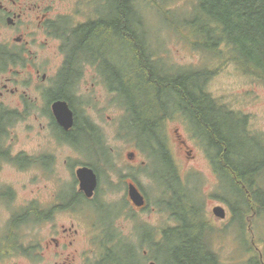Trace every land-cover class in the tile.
I'll use <instances>...</instances> for the list:
<instances>
[{
    "label": "flooded vegetation",
    "instance_id": "af4514ba",
    "mask_svg": "<svg viewBox=\"0 0 264 264\" xmlns=\"http://www.w3.org/2000/svg\"><path fill=\"white\" fill-rule=\"evenodd\" d=\"M65 1L0 0V209L16 213L0 238V264H23L15 254L18 247L15 229L25 221L27 233L31 234L26 244L30 264H146L149 260H153L150 264H161L157 253L166 244L179 246L196 240L202 248H209L207 224L198 222L195 227L197 224L185 219L175 207L162 210L156 206L167 213L170 222L166 225L158 226L145 218L151 208L146 193L136 183L147 200L144 205H136L130 197L133 182L122 169L120 173L107 171L113 168L114 153L101 126L102 115L94 113L93 102L99 97L78 92L85 79H90L92 86H100L106 107L121 111L119 136L130 138L128 129L134 125L126 118L128 115L130 118V111L134 110L135 114L136 110L132 104H126L129 95L123 92L120 83L127 72L125 66H129V56L124 58L121 52L126 47L129 55L131 33L138 42L135 47L144 55L146 49L154 50L153 42L147 32H131L129 15L122 16V21L115 25L111 12L113 0L75 2L74 21L61 12ZM177 67L166 60L153 63L147 71L156 81L182 82L191 90L192 69ZM178 77L181 81H177ZM167 84L165 87L172 91ZM189 90L185 89L182 95L188 96ZM170 97L179 100L172 94ZM179 107L180 104L174 106ZM67 109L71 112L70 125L64 120ZM19 121L27 125L26 149L16 144L20 141L18 137L14 138L16 128H20ZM181 129L195 148L187 144L179 133ZM150 130L163 133L171 156L163 178L166 190L172 186L181 190L188 187V181L179 172L181 160L192 170L195 163L204 161L215 178H226L225 149L220 152L212 139L210 143L204 142L192 122L181 113L153 125ZM133 139L130 142L141 148ZM211 148L214 151L217 148L213 155L208 151ZM127 157L136 164V153ZM145 159L149 164L147 154ZM146 161L138 162V168L144 167ZM214 163L219 164L217 169ZM82 168L92 169L96 174L97 186L93 191L78 173ZM112 176H117L118 185H126L125 198L129 205L108 202L104 193L113 192ZM38 180L42 182L38 190L43 194L39 204H35L38 200L34 198L33 183ZM50 181L56 182L52 194ZM20 191H25L28 197L17 205L13 201ZM112 209L115 215L108 213ZM153 211L159 214L156 209ZM257 215L255 209L254 218ZM97 216H105L106 222L98 221ZM256 250L252 256L264 259V253ZM35 253L40 258L37 261ZM217 258L213 260L215 264H224ZM173 260V255L169 256L168 264Z\"/></svg>",
    "mask_w": 264,
    "mask_h": 264
},
{
    "label": "trees",
    "instance_id": "16d2710c",
    "mask_svg": "<svg viewBox=\"0 0 264 264\" xmlns=\"http://www.w3.org/2000/svg\"><path fill=\"white\" fill-rule=\"evenodd\" d=\"M195 1V17L182 19L180 22H173L176 32H186V29L188 30L187 32H194L191 35L194 48L200 47L201 51H204L208 56L215 55L218 58L220 57L221 64L225 66L228 63L233 64L246 77L264 81V0ZM139 3L143 4V0H113L111 12L115 25L118 24V21H122V16L128 17L129 15L131 32H141L134 27L137 26L134 21L140 17ZM157 6L160 11L167 13V8L163 4L158 3ZM130 37L129 66H125L127 76L124 73L123 83L119 82L123 84V92L126 91L125 94L129 95L133 90H129L126 87L128 85L126 84L127 81H138V84L143 85L145 91L141 92L144 99H139V103L150 104L152 107L151 109V107L147 106V113L143 114L142 117L135 101H132L131 106L137 113L135 112V116H133L134 110H132L133 113L130 111V123L137 128L136 136L133 140L137 141L139 147L146 152L151 164L152 159L155 158L163 167L167 168L171 156L164 142L163 133L150 129L153 128V125L159 124V122H167L175 113H181L188 121L192 122L204 142L210 143L212 139L216 142H214L215 146L220 152L225 149L226 170L224 171H226L227 175L226 180H224L240 188L243 196L241 199L232 196V201L228 203L234 215L233 219H237L241 215L240 212L243 211V208V215L247 214L250 211L249 206H252V200L255 201L254 207L255 209L257 208L258 213L261 212L264 215V198L259 200L254 195V199L248 198L245 192V190H249L253 194L254 187L259 185L257 175L264 170V137L252 133V129L249 126V117L239 113L238 110L231 109L222 100L212 97L206 85L211 79V73H208V70H194L192 73L193 81L190 85L191 90L182 82L167 84L164 80L156 81L151 74H148V67L153 63H163L167 60L166 56L161 55L160 52L155 53L150 49H146L144 55V52L135 47L138 42L133 40L134 36L132 33ZM213 37L218 42L209 41ZM134 38L136 39V37ZM86 41L87 39L84 42ZM89 50L86 52L89 53ZM148 52L152 54L149 55ZM71 54L73 53L71 52ZM133 75L134 77H132ZM177 81H181V77H178ZM166 84L175 92L166 88ZM185 89L189 90L187 92L188 96L182 95L185 93ZM135 93L138 94L139 92ZM122 94L120 92V96ZM171 94L174 97L177 96L179 100L176 99L178 101H175V98L170 97ZM151 103H153V106ZM179 104V108H174L175 105L178 106ZM249 146L260 149L262 156L260 154L251 156V162L246 166V159L242 158V148ZM217 148L215 151H217ZM208 151L212 155L215 153L212 148L208 149ZM213 166L217 169L219 164L214 163ZM182 191L180 188L175 189L172 186L166 190V194H173V196L181 198ZM257 192V194L263 195L259 188ZM178 204L180 205V201H178ZM188 206L193 222L197 224L202 216L201 207L196 202H192V200H190ZM198 225L194 226L198 227ZM209 248H202L201 242L196 240L192 243L185 242L179 246L171 244L168 247V254L170 257L173 255L175 260L169 263L215 264L213 260L217 259L216 255ZM260 263L256 259H247L241 262V264Z\"/></svg>",
    "mask_w": 264,
    "mask_h": 264
},
{
    "label": "rangeland",
    "instance_id": "374dc122",
    "mask_svg": "<svg viewBox=\"0 0 264 264\" xmlns=\"http://www.w3.org/2000/svg\"><path fill=\"white\" fill-rule=\"evenodd\" d=\"M78 1L79 0H66L64 3V11L61 9V12L65 13V17L72 21L75 20L76 13V9L73 4ZM150 1L152 3H150L148 0H145L149 6L154 5L157 8L156 4L158 5V3H160L163 4L165 8H167V13H165L164 11H157L154 10L155 8L147 6L149 8L148 20L147 23L143 20L141 32H147L149 39L154 44V51L165 55L167 60L172 62L173 65L176 67H183V69L191 68L193 70L203 69L201 67H208L213 68V70L216 71V69L220 68V73L213 75L210 82H207L206 85L208 90L213 95V97L222 100L231 109L238 110L239 113L247 115L249 117V126L252 129V132L264 137V81L244 76L233 64L228 63L226 66L223 64H218L221 61L219 59L220 57L218 58V56L215 55L208 56V54H206L204 51H201L200 47L193 49L189 42L186 43L181 38V36L178 35L173 22H180V20L182 21L181 18L187 16L189 12L192 14L193 18L195 17V11L191 9L193 7V0H191L192 6L190 9H188V5L186 3L187 0H156L158 3L153 0ZM139 9L140 14H144L145 10L141 3H139ZM134 27L135 29H139L136 26ZM187 31L188 30L186 29V32ZM193 33L194 32H188L190 36ZM209 41L213 43L218 42L215 37H213V39L210 38ZM121 54L124 58L128 56L126 47L123 48ZM86 71L88 73L89 69H86ZM132 77H134V75ZM126 84H128L126 87L129 90H133L131 94H129L128 100H125L126 104L128 103L131 105V102L135 101L139 112L141 114L147 113L146 107L148 106L150 108V104L146 105L142 104L141 102L139 103L138 101L139 99H144V96L141 94V92H145L143 85L138 84V81L135 82L133 80L127 81ZM78 92L97 95L99 97L97 101L93 102L95 105L94 113H99L102 115L104 125L101 126L104 127V130L107 133L108 146L112 148L114 153L113 168L111 170L107 168V171L109 173H120L119 169H122L127 179H129L130 182L135 181L140 189L146 193L148 197L147 200L151 208L149 209L150 212L145 214V218L150 219L151 223H155L158 226L166 225L168 222H170L167 213L161 211L156 206L161 207L162 210H166L171 205V207H175V210H177L179 214L185 219L193 221L188 204L190 200H192V202H196L199 206L201 203L199 198L200 195L202 200V218L207 226L211 228L208 232V237L211 242L209 246H211L213 250L218 253L217 257H220L224 264H241L243 259L248 258L249 255H251L249 254L248 257H245L248 250H250L248 253H254V250L257 252L256 247L261 251L264 249V218H260L257 215L256 218L253 219V222L251 221L250 223L247 220L245 226H243V220H240L238 224L235 225V227L233 224L235 221L231 220L233 216L232 213H230L231 210H229L230 208H228V204L224 198H230L234 192L238 193L240 197H243L238 187L232 183H229V181H225V185H223L219 190L218 178H215L212 175L210 169L206 166L204 161L195 163V170H192L191 166H188L183 160H181L179 172L182 178L186 182L188 181V187L183 189L181 198L175 197L173 194H170L169 197V195L164 194V188L161 187L164 184L163 178L167 173V169L164 168L155 158L152 159V164L148 166V162L145 159L146 154L142 152L141 148H137L134 142H130V138L136 136L137 128L130 127L128 129L130 138L128 136L123 138L119 136L120 131L118 130V122L122 118L121 111H115L109 106L106 107V102L103 101L104 92L102 88L97 85L92 86V81L90 79L81 81ZM135 92L139 93L136 94ZM119 102L121 103L122 100L119 99ZM151 105L153 106V103H151ZM133 116L135 115L133 114ZM129 119L130 118L128 115L126 120ZM18 123L20 128H16L14 138L18 137L20 141L16 142V144L19 147L26 149L29 146V140L27 138V125L21 123L20 121ZM30 124H33L32 121H30ZM169 127L171 128L172 126L170 125ZM179 133L184 137L187 144L191 148H195L193 142L188 139L187 133L183 129H181ZM170 136H173V134L171 133ZM173 151H176L174 143ZM260 151V149L251 148L250 146L247 148H242V158L246 159V166L251 162V156L259 154L262 156ZM132 152L137 154L138 160L136 164H132V162L127 157V155ZM176 155L179 158L178 154ZM143 160L146 161V165L142 168H138L139 166L137 163L139 162L140 164ZM134 165H136V167ZM150 174H153V176L158 179L157 185H155L156 181L149 177ZM263 177L264 174L262 176L260 175L259 177L262 184H264ZM109 178V174H107L106 180L108 181ZM111 179L114 182L110 186V189L113 190V192L110 194L104 193L108 202L113 204L118 203L129 205L130 203L127 202L125 198L127 188L126 185L123 187L118 185L119 181L117 176H112ZM55 183V181L49 182L51 194L55 189ZM41 184L42 182L40 180L33 183V189L35 191L34 198L35 200H38L35 202V204H39V200L43 194V192H39L38 190ZM69 188L70 186H67V189ZM261 189L263 190L264 194V189L262 187ZM27 197L28 196L25 191H20L17 199H15L13 202L19 205L26 201ZM263 197V195H259V198L263 199ZM123 198L125 199L126 203L123 202ZM178 201H180V205L178 204ZM217 204L223 206V208L227 210L226 219L220 220L214 216L213 209L217 206ZM120 208L121 206L119 209ZM153 209H156L159 214L154 212ZM108 213L115 215L116 211L112 209L109 210ZM12 214H14V216L16 215L14 212L0 209V238H2L5 234L6 226H9L8 223H10L9 220ZM97 220L105 223L106 217L97 216ZM26 223V221L22 222V224H20L15 229V240L18 243L17 253L15 254L17 256L18 262L30 264L31 258L26 256L28 255V247L26 244L30 241L31 234L27 233L28 228H26ZM242 228L246 233L240 232ZM247 239V243H244L243 241ZM252 240L255 244H251ZM168 247H170L169 244L164 245L163 248L161 247L157 253L161 264H168ZM151 256L154 258L153 255ZM34 258L36 261L40 259L36 253L34 254ZM121 258H123V256ZM151 261L153 260H149L146 264H150Z\"/></svg>",
    "mask_w": 264,
    "mask_h": 264
},
{
    "label": "water",
    "instance_id": "95a60500",
    "mask_svg": "<svg viewBox=\"0 0 264 264\" xmlns=\"http://www.w3.org/2000/svg\"><path fill=\"white\" fill-rule=\"evenodd\" d=\"M67 112L68 113H66V117L64 118V120H68V124L70 125L71 123L69 121V118H71V112L69 110ZM78 173L80 174L82 180L88 184V188L93 191L97 186V177L94 171L92 169L83 168L79 170ZM130 196L136 205L141 206L145 204L144 197L138 192L137 188L134 185H130ZM214 213L217 217H225V212L220 207L215 208Z\"/></svg>",
    "mask_w": 264,
    "mask_h": 264
}]
</instances>
